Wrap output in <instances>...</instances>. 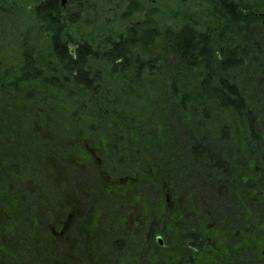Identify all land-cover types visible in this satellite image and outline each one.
Instances as JSON below:
<instances>
[{"label":"trees","instance_id":"obj_1","mask_svg":"<svg viewBox=\"0 0 264 264\" xmlns=\"http://www.w3.org/2000/svg\"><path fill=\"white\" fill-rule=\"evenodd\" d=\"M171 1L185 12L164 1L151 7L149 0H112L123 7L119 19L90 30L94 0H0V25L13 31L10 44L0 39V127L8 128L17 111L47 94L62 120L45 129L36 114L27 123L37 140L33 149L45 142L80 189L84 174L99 186L101 171L113 181L131 179L134 189L143 187L154 198L150 237L162 231L176 241L186 232L178 224L180 204L199 200L213 219L218 210L241 219L264 205V0ZM200 9L211 22L196 21ZM141 14L144 21L134 22ZM155 82L165 109L157 115L166 119L172 111L175 120L168 123L178 129L166 135L155 130L148 141L162 152L138 157L128 143L139 141L126 123L147 120L153 127L154 110L142 111L138 103L145 99L140 89ZM132 107L139 111L130 113ZM4 150L0 143V157ZM54 168L48 164L49 172ZM211 190L216 194L208 195ZM217 198L221 205L213 202ZM217 228L207 218L199 227L192 221L184 238L201 249L206 235H226ZM256 264H264V256Z\"/></svg>","mask_w":264,"mask_h":264},{"label":"rangeland","instance_id":"obj_2","mask_svg":"<svg viewBox=\"0 0 264 264\" xmlns=\"http://www.w3.org/2000/svg\"><path fill=\"white\" fill-rule=\"evenodd\" d=\"M163 1L169 6L168 8L170 10H177L180 13L185 12L187 8L183 5H176L171 0H149L151 2L149 5L151 7H158L159 2ZM90 2L91 0H89ZM139 2L142 3V0H139ZM121 11H123V7H117L116 3H113L112 0H94V15L92 13V15L87 14V17L92 21L89 29L92 30L94 24H101L104 20L110 19L111 17L118 20L121 16ZM202 14V9L195 13L197 22L203 25L211 22L209 18L204 19ZM168 15L166 14L164 18L162 15H159L157 16V20L166 19ZM140 21H144L142 14L134 18V22L137 23ZM213 22L214 24L216 23L215 21ZM0 39H9L8 43L10 44L13 41V31L10 33L7 26L0 25ZM157 86L158 83L155 82L153 86L146 85L142 87L140 92L145 95V99L138 103V107L142 111L154 110L149 114L153 118V127L150 128L147 126V120L130 119V122H125L128 125L127 128H129V131L139 141L128 143L130 151L138 157L147 156L149 158H158L162 152V147L156 144V141H148L149 136L152 133L155 135L156 131L160 135L170 134V132L172 134L176 133L178 129L177 124L173 125L168 123H174L175 119L172 111H170L171 113L166 119L157 115L158 111L161 113L165 111L154 94L157 92L155 91ZM49 99V96L46 94L34 107H24L22 111H17L15 117L8 121V128L5 123H2L5 128L0 127V143L5 148L4 156L0 157V237L6 238L7 240V247L0 248V251L1 249L7 252L22 250L20 247L28 250L29 243L37 234L36 228L34 234L30 233L32 221H39L41 231L45 232L49 226L48 222L55 217L57 209L66 202L71 203L74 201H78L82 208L87 211L88 221L95 220V235L100 237L103 248L105 250L107 248H116L117 239L116 237H112V232H114V224L118 215L124 214L121 211H131L136 207L144 209L145 204H151L154 198L150 197L149 191L146 190H130L125 192V196L103 191L107 189H102L95 181L92 183L85 177V174L83 175L84 178L82 177L85 185L81 189L77 187L80 190L78 193L75 184L77 181L72 175H68V169L60 163L59 158L55 157L54 153L50 152L45 142H39L38 149L34 150L33 146L37 140L31 136L29 129L27 130V128H30L29 125L34 123V116L36 114L42 117L40 122L44 125L43 127L45 129L54 121L59 123L62 120L61 116H58L54 110L55 103L53 104ZM134 111L139 110L132 107L130 113ZM23 124L25 125V130ZM131 140L133 141L134 138L132 137ZM186 140L187 137H184V142L181 147L182 153L185 150ZM40 146L42 151H38ZM118 156L119 153L116 152L113 155V159ZM38 161H41L40 165H38ZM49 163L55 165L52 172L48 170ZM11 164L15 167L14 172L9 171ZM213 174L218 175V173ZM207 194L212 195L216 193L211 190ZM145 200L147 203H145ZM213 202L221 205L223 199L217 198ZM202 203L199 200H195L194 206L180 204V210L183 216L178 220V224L182 230L186 231L178 238L180 248L186 247L189 243L188 239L184 237L189 232L192 221L199 227L203 225L205 218H207V220L215 222L219 227L217 228V232L228 235L227 238L232 243L229 252L230 258L229 261H226L227 264L239 261L248 263L251 255L249 254L248 244L250 245L252 242L256 243L260 250L264 249V205H258L252 209L251 215L242 214L241 219L237 216L235 219L234 216L220 210L214 214L216 219H213L207 212L204 213ZM196 211L199 213L196 214ZM14 220H17L18 223L14 222ZM89 225L90 223L86 224L87 229L92 230ZM237 233L238 237H236ZM133 252H144L139 241H132L129 244V248L126 249L127 255ZM114 255L115 253H112L109 256L106 264H113L116 259ZM222 263L224 261L218 264ZM94 264H99L97 259L94 260Z\"/></svg>","mask_w":264,"mask_h":264},{"label":"flooded vegetation","instance_id":"obj_3","mask_svg":"<svg viewBox=\"0 0 264 264\" xmlns=\"http://www.w3.org/2000/svg\"><path fill=\"white\" fill-rule=\"evenodd\" d=\"M69 1L66 0L65 4ZM91 154L94 157V164L99 167L100 158L96 156L95 151ZM85 164L87 163L85 162ZM99 175L102 181L101 188L107 189L103 191L125 196V192L140 190L134 189L136 184L131 179L130 181L127 178L113 181L107 178L102 171ZM117 188H126V190H116ZM141 190L145 189L142 187ZM77 191L80 192L78 188ZM156 194L158 196V193ZM166 202H169L168 198H166ZM154 207L145 204L144 209L136 207L127 212L122 210L121 213L124 214L118 215L114 224V232H112V237L117 239V247L105 250L100 237L95 235V220L88 221V213L78 201L66 202L61 205V211L59 208L57 209L55 217L48 222L49 226L45 232L41 231L39 221H32L30 233L34 234L36 228L37 234L29 243L28 250L22 247H20L22 250L12 252L1 249L0 264H94L96 259L99 264H106V260L112 253H115L116 257L113 264H196V260L197 264H218L221 261H224L222 264H227L232 243L225 236L219 240L216 233L206 235L204 242L207 246L201 249L193 247L190 243L186 247L180 248L178 240L170 241L162 231H158L150 237L152 230L148 224L152 219H157L154 215ZM14 222L18 223L17 220ZM87 223H90L89 226L92 230L87 229ZM236 237H238V233ZM134 240L140 242L144 252H133L127 255L126 249ZM217 244L219 247L216 246ZM251 245L248 248L249 253L251 251L248 263L239 261L233 264H256L259 259H262L264 249L259 252L256 243L252 242ZM6 247V238L0 237V248ZM200 252L205 255V258L199 256Z\"/></svg>","mask_w":264,"mask_h":264},{"label":"water","instance_id":"obj_4","mask_svg":"<svg viewBox=\"0 0 264 264\" xmlns=\"http://www.w3.org/2000/svg\"><path fill=\"white\" fill-rule=\"evenodd\" d=\"M66 0H61V4L64 5Z\"/></svg>","mask_w":264,"mask_h":264}]
</instances>
